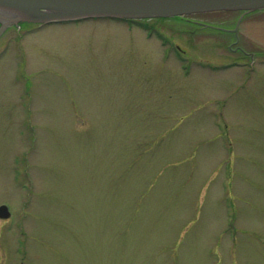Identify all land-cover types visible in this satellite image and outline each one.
<instances>
[{"label": "rangeland", "instance_id": "obj_1", "mask_svg": "<svg viewBox=\"0 0 264 264\" xmlns=\"http://www.w3.org/2000/svg\"><path fill=\"white\" fill-rule=\"evenodd\" d=\"M182 19L0 37V264H264V10Z\"/></svg>", "mask_w": 264, "mask_h": 264}, {"label": "water", "instance_id": "obj_2", "mask_svg": "<svg viewBox=\"0 0 264 264\" xmlns=\"http://www.w3.org/2000/svg\"><path fill=\"white\" fill-rule=\"evenodd\" d=\"M12 9L44 8L37 16L5 20L0 17V37L11 26L21 23L46 25L89 19L144 20L174 18L215 11H255L264 9V0H0ZM11 8V7H9ZM7 207L0 217L9 216Z\"/></svg>", "mask_w": 264, "mask_h": 264}, {"label": "bare ground", "instance_id": "obj_3", "mask_svg": "<svg viewBox=\"0 0 264 264\" xmlns=\"http://www.w3.org/2000/svg\"><path fill=\"white\" fill-rule=\"evenodd\" d=\"M11 7V8H9ZM17 9H12V6H9L8 3L5 4L4 2L0 1V17L9 21V20H16L17 18L20 17H33V16H37L38 14H40L43 11H47L44 8H37L34 7H20ZM1 24V23H0Z\"/></svg>", "mask_w": 264, "mask_h": 264}, {"label": "flooded vegetation", "instance_id": "obj_4", "mask_svg": "<svg viewBox=\"0 0 264 264\" xmlns=\"http://www.w3.org/2000/svg\"><path fill=\"white\" fill-rule=\"evenodd\" d=\"M237 13H240L241 18H244L245 16H247L248 14H250V13H246V14H244V12H237ZM197 15H200V14H197ZM193 16H194V15H192V17H193ZM181 20H183V19H181ZM186 21L193 22L194 25L199 26V27H201V28H203V29H204V27H208V28H210V29L215 28L214 26L204 25V24H201V23H199V22H195V21H193V20H191V19H186ZM216 30L218 31L219 28H216ZM220 30H221L222 32H225V31H226L227 33H231V34H233V35H235V36H237V34H238V32H237V31H234V29H222V28H220Z\"/></svg>", "mask_w": 264, "mask_h": 264}]
</instances>
